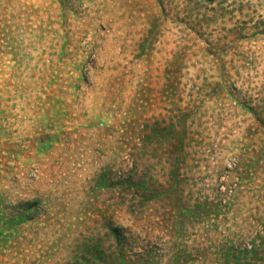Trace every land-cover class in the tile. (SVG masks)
<instances>
[{"label":"rangeland","instance_id":"1","mask_svg":"<svg viewBox=\"0 0 264 264\" xmlns=\"http://www.w3.org/2000/svg\"><path fill=\"white\" fill-rule=\"evenodd\" d=\"M262 122L264 0H0V264H264Z\"/></svg>","mask_w":264,"mask_h":264},{"label":"trees","instance_id":"2","mask_svg":"<svg viewBox=\"0 0 264 264\" xmlns=\"http://www.w3.org/2000/svg\"><path fill=\"white\" fill-rule=\"evenodd\" d=\"M262 123H264V122H262ZM129 180H130V179H129ZM129 183H130V182H129ZM147 253H148V252H145V253L143 254V256H144V255H147Z\"/></svg>","mask_w":264,"mask_h":264}]
</instances>
